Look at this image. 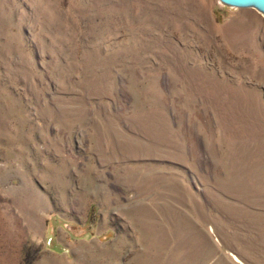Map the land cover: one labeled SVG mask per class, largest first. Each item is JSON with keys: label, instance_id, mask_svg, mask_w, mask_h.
Returning a JSON list of instances; mask_svg holds the SVG:
<instances>
[{"label": "rangeland", "instance_id": "1", "mask_svg": "<svg viewBox=\"0 0 264 264\" xmlns=\"http://www.w3.org/2000/svg\"><path fill=\"white\" fill-rule=\"evenodd\" d=\"M0 264H264V9L0 0Z\"/></svg>", "mask_w": 264, "mask_h": 264}, {"label": "water", "instance_id": "2", "mask_svg": "<svg viewBox=\"0 0 264 264\" xmlns=\"http://www.w3.org/2000/svg\"><path fill=\"white\" fill-rule=\"evenodd\" d=\"M222 1L227 4L237 5V6L246 5L249 3H257V4H260L262 8L264 9V0H222Z\"/></svg>", "mask_w": 264, "mask_h": 264}]
</instances>
